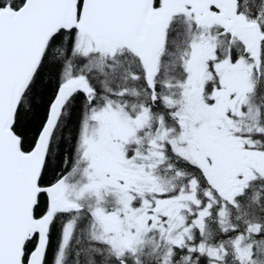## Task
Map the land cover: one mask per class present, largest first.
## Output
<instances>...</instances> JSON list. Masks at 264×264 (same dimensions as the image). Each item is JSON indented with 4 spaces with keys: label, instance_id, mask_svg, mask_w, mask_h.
Here are the masks:
<instances>
[{
    "label": "snow or ice",
    "instance_id": "obj_1",
    "mask_svg": "<svg viewBox=\"0 0 264 264\" xmlns=\"http://www.w3.org/2000/svg\"><path fill=\"white\" fill-rule=\"evenodd\" d=\"M0 264H264V0H0Z\"/></svg>",
    "mask_w": 264,
    "mask_h": 264
}]
</instances>
